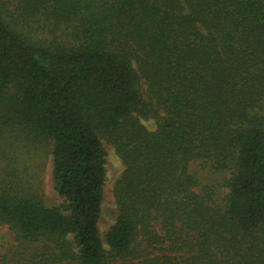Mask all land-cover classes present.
I'll list each match as a JSON object with an SVG mask.
<instances>
[{
    "label": "trees",
    "instance_id": "16d2710c",
    "mask_svg": "<svg viewBox=\"0 0 264 264\" xmlns=\"http://www.w3.org/2000/svg\"><path fill=\"white\" fill-rule=\"evenodd\" d=\"M3 135L50 147L63 203L0 170V264H264V0H0Z\"/></svg>",
    "mask_w": 264,
    "mask_h": 264
},
{
    "label": "rangeland",
    "instance_id": "374dc122",
    "mask_svg": "<svg viewBox=\"0 0 264 264\" xmlns=\"http://www.w3.org/2000/svg\"><path fill=\"white\" fill-rule=\"evenodd\" d=\"M9 1L11 4L16 2V0ZM140 122L147 131L152 132L156 129V124L153 119L141 120ZM103 148L106 153L105 182L103 187L101 214L98 221V231L103 245L105 249H107L104 237L116 219V207L112 190L115 181L121 175L124 167L110 146L103 143ZM10 165L20 168L21 177L24 182L32 184L39 189L41 200L45 207H58L63 203L52 186L49 146H27L24 141H15L12 137L3 135V137L0 138V170L9 168L8 166ZM188 170L191 175H194L200 180L201 184L216 187L219 193L218 197L221 199L224 198L226 190L221 187V185L228 178L227 175L201 170L197 164H190ZM0 175H2V171H0ZM196 192H198V190H196ZM11 240V233L7 227L0 226V254L2 248H7L12 244Z\"/></svg>",
    "mask_w": 264,
    "mask_h": 264
}]
</instances>
